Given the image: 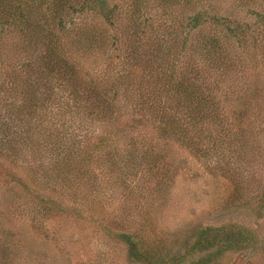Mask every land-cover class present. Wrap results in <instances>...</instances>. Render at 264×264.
I'll return each instance as SVG.
<instances>
[{
    "label": "rangeland",
    "instance_id": "rangeland-1",
    "mask_svg": "<svg viewBox=\"0 0 264 264\" xmlns=\"http://www.w3.org/2000/svg\"><path fill=\"white\" fill-rule=\"evenodd\" d=\"M232 2L223 13L248 28L249 41L239 47L232 33L231 52H242L232 61L234 70L211 66L206 72L211 81L222 71L216 85L193 94L197 101H210L203 115L215 105L207 122L211 132L202 130L200 121L194 128L198 111L178 106L166 91V81L186 70L189 61L183 56L177 67L163 71V79L155 70L149 73L148 88L140 84V92L139 85L126 91L136 83L129 69L135 58L117 65L115 75L110 71L105 58L112 51L116 57L115 50L101 61L87 59L77 69L84 79L76 85L57 82L62 74H79L71 67L68 73L56 70L48 86H38L28 53L16 50L12 35L1 36L0 264H160L179 257L185 264H264V0H249L254 10ZM162 23L181 37L189 31L187 23L176 26L166 17ZM208 29L191 31L187 46ZM121 55L120 63L126 53ZM142 57L145 61L149 54ZM138 63L133 67L140 68ZM109 73L116 78L111 87L105 81ZM15 75L18 84L11 80ZM92 78L93 86L88 84ZM111 98L115 103L106 114L96 111ZM46 107L49 116L63 108L67 114L58 113L61 124L39 133ZM239 111L247 129L238 132L250 140L230 151L220 141L229 137ZM171 116L181 117L187 131L164 134ZM56 134L64 135L60 146ZM185 135L192 142L183 140ZM136 141L144 145L139 148ZM80 150L89 154V163L73 159ZM161 155L167 156L163 165L152 170ZM237 178L239 192L233 193ZM222 226L233 229L232 239L194 248L201 229Z\"/></svg>",
    "mask_w": 264,
    "mask_h": 264
},
{
    "label": "trees",
    "instance_id": "trees-1",
    "mask_svg": "<svg viewBox=\"0 0 264 264\" xmlns=\"http://www.w3.org/2000/svg\"><path fill=\"white\" fill-rule=\"evenodd\" d=\"M229 1L232 2L231 0H0V44L1 36H13L15 40L12 42L16 44V50L22 48L24 53H28L27 57L30 58L28 68L33 67L32 71L38 86L42 84L48 86L46 84L48 81L56 79V70H65L64 72L68 73L71 67L74 68L73 72L79 74H70V76L62 74L58 77L57 82L60 81L61 86H67L70 83L76 85L77 82L84 79L82 73L77 69H83L87 59L101 61L111 50H115L118 52L116 57L112 51L110 56L105 58L108 60V66L111 67L110 71L115 75L114 69L117 65L127 62L130 58H135L129 69L134 72L133 79L136 83L128 85L130 88H126V91L139 85L137 90L140 92L142 88L140 84H144L148 88L146 81L149 73L151 74L155 70L157 76L163 79V71H168L170 67H177L180 56H183L182 58L189 61L188 65L184 67L186 70L180 78L174 76L171 81H166L168 89L166 91L172 95L173 99L178 100V106L193 107L198 111V114L194 116L197 120L192 125L194 128L200 121L199 127L204 131L211 132L213 127L207 122L213 120L212 113L215 105L211 103L209 111L203 115L201 112H205L204 107L210 101L207 100L209 103L197 101L199 96H196L195 99L193 94L202 95L211 91L223 70H234L232 61H235L236 57H240L242 52H239L237 56L231 52L232 33L240 43L239 47L244 48L243 44L249 41L248 28L243 27L239 21L232 20L234 15H224L222 8ZM248 2L249 0H234L232 3L240 9L249 6L254 10L252 4ZM186 8L191 10L190 15L184 14L183 10ZM165 17L176 26L178 23H187L189 29L187 35L181 37V33L176 31L171 24H163ZM202 27L209 28L208 33L200 34L195 43L187 46L190 32H197ZM143 46H146L145 53L140 54L139 50ZM1 52L0 56L2 57ZM121 52L126 55L124 61L122 59L120 63L118 59L122 58ZM146 52L149 54V58L144 61L142 56L146 55ZM138 62H141V67H133L134 64L138 66ZM218 63L220 66L217 65ZM196 64H205V66ZM211 66H215V70H222L215 81L206 77V72L212 70ZM188 71L192 73L188 74ZM140 72H144V74L141 76ZM138 73L139 77L136 75ZM112 74L109 73L105 80L110 84V87L116 81ZM19 78L15 75L11 80L18 84ZM20 79L25 81L22 74ZM88 84L93 86L96 82L94 83L92 78ZM92 90L95 92V89ZM114 90V95H117V85L114 86ZM69 92V95L73 94L72 91ZM110 92L111 90L108 92L109 95ZM206 98L204 97L203 100ZM114 99H108L107 104L106 100L105 102L102 100L101 108L96 106V111L98 109L101 114H106V108L112 107L111 105L115 103ZM75 106L76 109L82 110L81 106L79 107L77 104ZM64 109L58 113L67 114V110ZM47 110L48 107L44 108V116L38 126L39 133H42V130L50 131L61 124L56 118L58 113L55 116H49L51 114ZM69 111L71 110L69 109ZM235 113L237 116L234 120V128L231 125L228 134H226L229 137L224 139V135L220 141L222 145L229 146L230 151H233L237 146H242L243 142L247 145L250 140L249 137L242 136L238 132L239 129H247L246 121L242 120L244 113L242 111ZM55 119L53 124L48 122V120L54 121ZM166 122L162 129L164 134H179L180 130L187 131V128L184 129L181 124V117L171 116ZM62 125H66V122H63ZM177 129V132L170 133ZM63 136L56 134L57 145L59 143V146L61 145ZM183 140L191 141V137L185 135ZM135 145L140 148L144 143L139 144L136 141ZM66 150L68 149L66 148ZM85 154L86 152L80 150L73 159L89 163V154ZM166 157V155H161L151 163L152 170L161 167L164 163L163 158L165 160ZM232 182L236 185L232 188L233 193H236L240 180L237 178ZM234 234L233 229L230 230L225 226L201 229L194 248L209 249L224 239H232ZM237 234V240L241 242L243 234L241 232ZM134 243L141 246V241L137 240ZM152 247L153 245H151ZM140 248L145 250L143 247ZM151 259L157 261L155 257H151ZM153 261L152 263H155ZM160 264H185V262L183 258L179 257L172 261L164 259Z\"/></svg>",
    "mask_w": 264,
    "mask_h": 264
}]
</instances>
